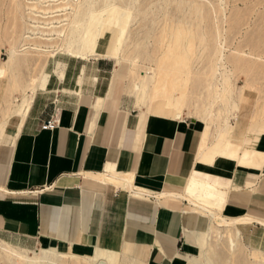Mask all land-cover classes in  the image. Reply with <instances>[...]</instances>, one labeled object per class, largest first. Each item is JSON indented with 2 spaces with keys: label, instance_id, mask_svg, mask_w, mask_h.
<instances>
[{
  "label": "crops",
  "instance_id": "obj_1",
  "mask_svg": "<svg viewBox=\"0 0 264 264\" xmlns=\"http://www.w3.org/2000/svg\"><path fill=\"white\" fill-rule=\"evenodd\" d=\"M119 69L105 59L48 63L26 116L0 122V234L125 242L147 264H183L214 225L189 201L164 196L176 193L227 220L254 219L239 228L264 249V136L255 150L229 147L233 159L215 156L209 125L133 98ZM48 121L53 129L42 128Z\"/></svg>",
  "mask_w": 264,
  "mask_h": 264
},
{
  "label": "rangeland",
  "instance_id": "obj_2",
  "mask_svg": "<svg viewBox=\"0 0 264 264\" xmlns=\"http://www.w3.org/2000/svg\"><path fill=\"white\" fill-rule=\"evenodd\" d=\"M53 1L0 0V122L14 113L23 98L30 101L45 84L48 63L75 58L60 51L65 49L61 45L65 29L68 42L75 40L79 11L72 2ZM81 6L87 11L93 8V15L85 19L81 52L89 54L99 32L98 22L103 19L104 40H111L113 46L119 41V58L128 64L126 81L133 98L143 78L140 75L145 74L150 78L147 101H164L183 119L204 122L214 113L216 118L208 120L207 142L214 144L211 151L215 156L233 159L234 154L227 150L234 144L255 150L264 136V0H117L107 12V0H83ZM13 46L56 51L57 56L25 51L24 59L8 71ZM87 59L83 61L103 58ZM221 74L225 87H219ZM226 119L229 125L224 128ZM199 125L202 131L203 124ZM42 241L0 234V264H19L17 251L30 257L39 254ZM106 242L120 247L123 264H147L135 257L125 242ZM199 245L206 249L212 264H264V249L242 236L239 227H214L208 242L206 236L199 239ZM201 255L200 249L182 263L200 260ZM62 263L71 262L58 264Z\"/></svg>",
  "mask_w": 264,
  "mask_h": 264
},
{
  "label": "bare ground",
  "instance_id": "obj_3",
  "mask_svg": "<svg viewBox=\"0 0 264 264\" xmlns=\"http://www.w3.org/2000/svg\"><path fill=\"white\" fill-rule=\"evenodd\" d=\"M64 1H66L65 4L66 3H70V2L73 3V5L75 6L74 10L76 8L77 12L79 11L78 12V17L80 18V20H79V26H77L75 31H73V32H75L77 34V35L75 34L76 36H75V40L74 41L69 40V42H68V37L66 36V33L68 32L67 31L68 28L65 29L64 39H62V43H61V45L65 46V49L61 50V51L59 50V51L67 53V54H69V55H71V56H73L75 58L82 59V60H86L87 58L92 56L93 58L94 57H102L105 60L114 61L116 63V65H118L119 68H120L119 71L115 72V77L116 78L126 79L127 75H128V73H127L128 72V64L126 62L120 60V58H119V49H120V45H118L119 41L117 42L116 45H114L115 47L117 46L118 48L114 49V46L112 45L111 40L110 41L109 40H106V41L104 40V36L102 35V33L104 32V28H106V26L103 23V19L100 22H98L99 32H98L97 37L92 42V46H91L89 54L88 55L84 54V53L81 52V49L79 48V45L82 43L84 32L87 29L88 21L86 20L87 21L86 22L85 19L86 18L90 19V16L93 15L92 10H91L93 8L90 7L91 9H89L88 11L86 9H82L81 5H82L83 0H64ZM116 1L117 0H107V6H106V9L104 10V12H107L108 10H110L114 6ZM53 2H56V0L53 1ZM70 4H67V6L70 5ZM53 5H55V4H53ZM20 6H19V8H20ZM41 6H43V5H41ZM62 6H63V4H62ZM88 6H89V3H88ZM76 17L77 16H75V18ZM70 26H72V25H70ZM74 28H75V26H74ZM71 32L72 31H70V33ZM69 35H72V34H69ZM16 44H18V42H16ZM20 44H21V42H20ZM22 46H23V44H22ZM13 48H14V46H13ZM29 50L39 51V52L40 51L47 52V53L50 54L51 57H56L57 56V52L56 51H47V50L33 48V47L32 48H26L25 47V48L21 49L18 46V47H15L14 49H12L11 52L9 53V61L6 64V69H8V71H13L16 68V64L18 65L17 61L23 60L24 58L23 59H21V58L24 57V54L26 53L25 51L28 52ZM17 68H18V66H17ZM122 71H126V73L123 74ZM140 76L143 77V78L140 80L139 84L137 83L138 85L136 87V95H137V98L144 99L147 96V90L149 88L150 78L145 77V74L144 75L141 74ZM151 80H152V77H151ZM219 82H220L219 87H221V86L223 87L224 84H225L224 83L225 79H224L223 74L220 75ZM228 88L231 90L230 87H228ZM135 99H136V97H135ZM218 99H220V97ZM16 102L17 101H15V103ZM149 103L152 104L151 99L149 100ZM15 107H16V110L14 111V113L17 114V118L18 119L24 118L26 116L27 112L29 111L30 107H31L30 106L29 97L23 98V101L20 104H16ZM213 117H215L214 113L210 112V115L208 116V119H205L204 123L209 125L208 124V120H211ZM228 125H229V119H226L225 122H224V128L228 127ZM128 181H131V178L130 179L128 178ZM164 196H166V197H175V198H179V199H183V200L189 201V203L191 204V206L193 205L195 210H197L199 212H202V213H205V214H208L210 216L211 222H213V225H214L215 228H221V229L222 228H232V227H239L240 225H244V224H249L251 222L255 223L254 219H251V218H248V217H242V218H237V219H233V220H227L222 215L217 214L213 209H211V208H209L207 206H203L200 203L195 202L194 199L188 197L187 195H181V194H176V193H166ZM106 243H107L106 241H97V242L94 241V243H89L86 246V245H82V244H78V243H74V242L63 241L62 243H58L57 244V243H52V242H49V241L45 240L43 242V247H42L41 251L39 252V254H35V256H33V257H30L31 255L29 256V255H27L26 253H23V252H18L17 251L15 253H17L16 256H17V259L19 260V264H23V262H24V264H58L60 261H64V262L66 261L67 263L68 262H71V263L72 262H78L80 264H82V263H85V264H123V262L121 260V256L124 255V254H122L121 250L119 249L120 247L115 245V244H113V243H112V245H107ZM16 247H18V246H16ZM199 248L201 249V252H202V255L200 256L201 259L200 260H198V259L194 260L193 259L191 261L187 260V263L188 264H212V262H211L212 259L210 260L208 258L206 249L204 247H202V246H200ZM10 249H11V247H10ZM12 249L10 250V253H12ZM10 253H9V255H10ZM128 253H130V252H128ZM11 256H12V254H11ZM122 259H123V257H122ZM7 264H9V263H7ZM139 264H140V262H139Z\"/></svg>",
  "mask_w": 264,
  "mask_h": 264
},
{
  "label": "built area",
  "instance_id": "obj_4",
  "mask_svg": "<svg viewBox=\"0 0 264 264\" xmlns=\"http://www.w3.org/2000/svg\"><path fill=\"white\" fill-rule=\"evenodd\" d=\"M43 129H53L54 128V122L48 121V123L44 126H42Z\"/></svg>",
  "mask_w": 264,
  "mask_h": 264
}]
</instances>
